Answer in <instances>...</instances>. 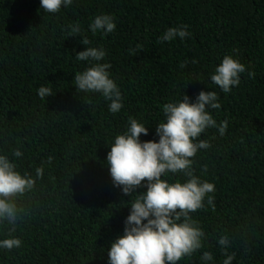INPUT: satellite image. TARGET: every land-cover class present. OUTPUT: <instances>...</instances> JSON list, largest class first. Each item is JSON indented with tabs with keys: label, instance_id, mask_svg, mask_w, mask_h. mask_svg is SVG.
<instances>
[{
	"label": "trees",
	"instance_id": "obj_1",
	"mask_svg": "<svg viewBox=\"0 0 264 264\" xmlns=\"http://www.w3.org/2000/svg\"><path fill=\"white\" fill-rule=\"evenodd\" d=\"M101 14L115 18L113 33L90 30ZM77 22L81 32L72 34L68 25ZM181 24L190 37L160 42ZM101 46L123 97L116 114L100 94L74 84L88 66L77 53ZM225 55L246 68L229 93L210 80ZM41 86L52 96L41 99ZM200 91L218 94L221 108L211 115L218 124L227 120L228 129L223 136L207 129L200 139L211 147L192 158L195 174L215 192L211 205L205 200L191 214L206 233L202 249L178 264H201L204 251L223 264L221 235L231 242L232 264H264V0H74L55 14L40 0H0V154L20 148L18 170L35 179L16 198L12 235L22 246L0 250V264H107L131 199L113 186L106 165L114 137L134 118L148 127L142 141H158L163 105L184 94L194 100ZM10 227L0 224V239Z\"/></svg>",
	"mask_w": 264,
	"mask_h": 264
},
{
	"label": "clouds",
	"instance_id": "obj_2",
	"mask_svg": "<svg viewBox=\"0 0 264 264\" xmlns=\"http://www.w3.org/2000/svg\"><path fill=\"white\" fill-rule=\"evenodd\" d=\"M74 0H40L41 8L47 13H58L68 8ZM115 18L110 14L97 15L89 24L93 33L104 35L115 31ZM188 25L168 28L160 37V42H170L177 38L184 40L192 35ZM72 34H80L79 23L68 25ZM82 43L88 45L87 38ZM139 47V45H137ZM107 52L101 47H86L77 53L76 59L87 62L88 66L77 72L74 84L84 93H98L109 101L108 110L118 113L123 107L121 89L112 78V65L104 62ZM185 61L180 67L183 68ZM191 63H197L195 59ZM245 65L233 55H225L214 68L210 80L223 93L241 84V74ZM254 72L248 71L252 78ZM41 99L52 96V89L41 86ZM221 103L215 91H200L194 100L187 95L163 105L164 119L156 126L157 140L142 141L148 135V127L137 119L130 118L125 130L114 137L107 153L106 165L113 186L123 195L130 196V212L124 221L122 235L111 243L107 264H178L191 257L203 247L205 231L193 219L192 213L205 208V200L211 205L215 185L195 174L193 159L201 150L211 144L200 139L207 129L216 128L220 136L225 135L228 121L219 124L211 115V110H219ZM20 148L9 155L0 154V224L7 222L10 227L6 238L0 239V250L11 251L22 246L20 238L13 236L20 209L16 198L33 188L35 179L18 170L16 158H22ZM43 167L35 169L36 178L43 176ZM172 176L185 179L172 180ZM138 188H145L137 193ZM218 244L226 257L223 264H232L235 253L227 249L231 242L226 235L218 237ZM201 264H212V252L204 251Z\"/></svg>",
	"mask_w": 264,
	"mask_h": 264
}]
</instances>
